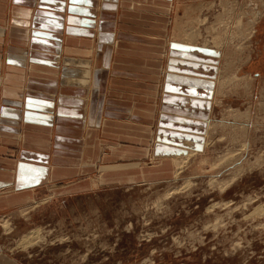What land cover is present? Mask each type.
Here are the masks:
<instances>
[{"label": "rangeland", "instance_id": "1", "mask_svg": "<svg viewBox=\"0 0 264 264\" xmlns=\"http://www.w3.org/2000/svg\"><path fill=\"white\" fill-rule=\"evenodd\" d=\"M132 2L126 25L165 67L149 62L148 139L138 116L128 144L165 157H137L130 183L0 213V264H264V0Z\"/></svg>", "mask_w": 264, "mask_h": 264}, {"label": "crops", "instance_id": "2", "mask_svg": "<svg viewBox=\"0 0 264 264\" xmlns=\"http://www.w3.org/2000/svg\"><path fill=\"white\" fill-rule=\"evenodd\" d=\"M132 1L119 17L126 0H0V213L130 183L143 176L137 157H165L158 145L134 157L128 144L138 116L148 139L149 62L165 67L150 60L148 32L126 25Z\"/></svg>", "mask_w": 264, "mask_h": 264}]
</instances>
